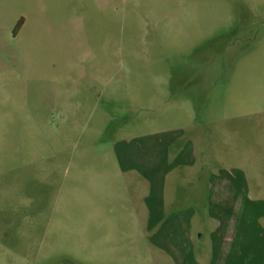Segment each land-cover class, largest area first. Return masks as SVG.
Segmentation results:
<instances>
[{"label": "rangeland", "instance_id": "1", "mask_svg": "<svg viewBox=\"0 0 264 264\" xmlns=\"http://www.w3.org/2000/svg\"><path fill=\"white\" fill-rule=\"evenodd\" d=\"M199 123L264 179V0H0V264H169L114 147Z\"/></svg>", "mask_w": 264, "mask_h": 264}, {"label": "crops", "instance_id": "2", "mask_svg": "<svg viewBox=\"0 0 264 264\" xmlns=\"http://www.w3.org/2000/svg\"><path fill=\"white\" fill-rule=\"evenodd\" d=\"M199 124L115 144L128 217L169 264H264V179L227 165Z\"/></svg>", "mask_w": 264, "mask_h": 264}, {"label": "trees", "instance_id": "3", "mask_svg": "<svg viewBox=\"0 0 264 264\" xmlns=\"http://www.w3.org/2000/svg\"><path fill=\"white\" fill-rule=\"evenodd\" d=\"M22 25V22L20 23V26Z\"/></svg>", "mask_w": 264, "mask_h": 264}]
</instances>
